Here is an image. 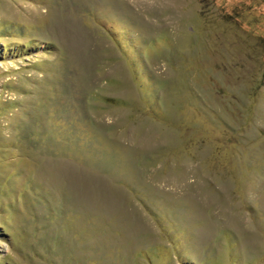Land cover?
I'll return each mask as SVG.
<instances>
[{
	"label": "rangeland",
	"instance_id": "1",
	"mask_svg": "<svg viewBox=\"0 0 264 264\" xmlns=\"http://www.w3.org/2000/svg\"><path fill=\"white\" fill-rule=\"evenodd\" d=\"M0 264H264V0H0Z\"/></svg>",
	"mask_w": 264,
	"mask_h": 264
},
{
	"label": "bare ground",
	"instance_id": "2",
	"mask_svg": "<svg viewBox=\"0 0 264 264\" xmlns=\"http://www.w3.org/2000/svg\"><path fill=\"white\" fill-rule=\"evenodd\" d=\"M141 1V0H140ZM143 2V1H142Z\"/></svg>",
	"mask_w": 264,
	"mask_h": 264
}]
</instances>
